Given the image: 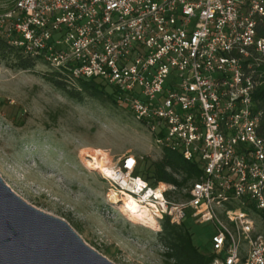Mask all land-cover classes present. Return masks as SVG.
Wrapping results in <instances>:
<instances>
[{"label": "built area", "instance_id": "obj_1", "mask_svg": "<svg viewBox=\"0 0 264 264\" xmlns=\"http://www.w3.org/2000/svg\"><path fill=\"white\" fill-rule=\"evenodd\" d=\"M263 19L264 0H0L9 43L73 84L113 85L159 147L198 161L181 190L136 174L132 153L100 169L159 227L211 222L209 264H264Z\"/></svg>", "mask_w": 264, "mask_h": 264}, {"label": "rangeland", "instance_id": "obj_2", "mask_svg": "<svg viewBox=\"0 0 264 264\" xmlns=\"http://www.w3.org/2000/svg\"><path fill=\"white\" fill-rule=\"evenodd\" d=\"M0 61V174L34 206L64 218L93 248L116 264H172L158 238L161 229L123 209L126 200L111 193L100 168L125 153L141 168L160 159L151 132L130 109L108 99L67 96L42 73ZM98 80H100L98 78ZM113 93L116 88L106 84ZM110 196V200H109ZM184 224L203 252L211 251V222Z\"/></svg>", "mask_w": 264, "mask_h": 264}, {"label": "trees", "instance_id": "obj_3", "mask_svg": "<svg viewBox=\"0 0 264 264\" xmlns=\"http://www.w3.org/2000/svg\"><path fill=\"white\" fill-rule=\"evenodd\" d=\"M257 33L264 36V19L257 26ZM0 61L7 66L18 69L34 70L41 59L28 55L21 49L9 43L0 35ZM42 73L43 77L62 90L67 96L84 101L86 96L108 99L118 105L116 91L110 93L106 89V82L98 78L79 79L76 84L71 83L69 77L61 71L51 68ZM264 70V64L262 65ZM253 100L256 107L263 110L260 123V132L264 134V84L258 85L253 92ZM138 166L136 174H140L151 183L158 181L172 183L181 190V187L188 184L201 174V168L197 160H187L177 150L163 148V155L160 159L153 160L144 167ZM161 229L158 231V238L165 246L164 255L172 264H209L212 261L213 253L203 252L195 244L192 233L185 226L184 221L174 223L169 217L161 220Z\"/></svg>", "mask_w": 264, "mask_h": 264}, {"label": "water", "instance_id": "obj_4", "mask_svg": "<svg viewBox=\"0 0 264 264\" xmlns=\"http://www.w3.org/2000/svg\"><path fill=\"white\" fill-rule=\"evenodd\" d=\"M0 264H116L62 217L26 201L0 174Z\"/></svg>", "mask_w": 264, "mask_h": 264}, {"label": "bare ground", "instance_id": "obj_5", "mask_svg": "<svg viewBox=\"0 0 264 264\" xmlns=\"http://www.w3.org/2000/svg\"><path fill=\"white\" fill-rule=\"evenodd\" d=\"M94 160H88V165L92 168H101V166L98 164V158L96 156H94ZM103 168V167H102ZM120 200H126L125 204L123 206V209L126 210V212L128 214H130L131 216H136L138 218H141L144 223L151 225V224H156L158 225L157 221L149 215V213L145 212L146 209H141L139 204L130 196L128 195H119Z\"/></svg>", "mask_w": 264, "mask_h": 264}]
</instances>
